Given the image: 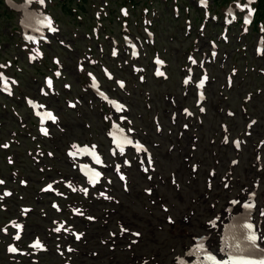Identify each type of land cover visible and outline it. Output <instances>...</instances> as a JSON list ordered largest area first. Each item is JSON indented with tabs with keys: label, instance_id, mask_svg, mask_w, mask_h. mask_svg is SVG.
<instances>
[{
	"label": "rangeland",
	"instance_id": "1",
	"mask_svg": "<svg viewBox=\"0 0 264 264\" xmlns=\"http://www.w3.org/2000/svg\"><path fill=\"white\" fill-rule=\"evenodd\" d=\"M22 1L24 0H16L15 2L17 6H20ZM79 1L72 0L67 5H70V3L75 4V2L78 3ZM119 1L121 0H84L80 6L82 11L73 12L74 8L72 7H68L69 11H67V6L63 5L62 0H45L44 10L48 11L47 13L52 18H55L56 23L60 27V32L54 33L50 36V42L41 46L44 54L43 58L39 62L35 60L34 63H30L28 61L29 51L24 50L23 44L20 41V32L22 31V28L19 26V22L22 19L21 6L18 8L11 7L4 0H0V62H5L6 59L13 61L8 71L18 77L19 83L15 87L13 97H5L2 96L4 94H0V134L2 136L8 135V129L17 132V140L11 142L9 150L3 151L4 154L8 153L12 155L14 165H8L5 157H1L0 152V173L6 177L11 174L12 169L19 170L21 174L24 170L26 174H22V177L26 179L28 184L25 187L18 186L21 188L20 193L26 198L27 202L34 206V211L27 217V221L31 224L27 229V234L38 233L43 237H48L47 234L42 232L44 230L42 226L47 224L49 218L55 216L56 213L48 209V212L38 211L40 207H47L48 199L43 195L42 197H34L35 194L38 195L37 190L42 181L35 180L36 172L31 171L34 167L30 162V154L35 153V148L38 145L42 147V151L47 146L55 156L51 159L55 164L54 172L51 175L54 176V174L61 173L67 174L70 177L74 176L75 171L71 168V164L66 162L63 153L69 141L73 139L80 141L95 140L104 151L106 150L107 142L104 138L105 121L102 117L105 109L101 107L100 101L95 99L89 90H85L87 83L85 71H78L75 63L76 61H80L84 64V58L86 60L90 57L93 60L97 59L99 64L104 63L109 66L116 77L126 78L127 91L116 92L115 90L114 94L122 96L128 102L134 126L148 139L153 151H156V167L157 172L161 175V179L158 181L159 187L157 191L154 195L147 197V199L143 194L144 192L142 193L138 186L132 185L131 189L129 187V191L126 192L116 185V188L112 191L115 194V201H86L90 212L97 217V221L89 222L84 219V221L81 220L78 223V227L81 230L84 228L85 231L84 238L80 241L79 247H81L84 240V247H89L84 250L90 251L92 249L90 247H93V249L98 251V256H96V259H92L89 255H85L87 259L84 257V264H176V257L185 254L186 248L192 245L194 241L193 236L195 235L207 234L211 248L218 250L220 248V233L218 231L222 229L223 224L230 217V213L227 212L228 218H226L224 209L227 204L225 198L228 192L220 186L217 180L213 181L211 189L206 188L204 184L206 170L213 162V154L209 150L212 147L217 148V145L211 144L209 140L211 137L218 139L219 122L225 119L223 114H216L215 111L216 104L221 103L223 105L222 102L225 99L224 94L220 95L219 84L209 83V89H212L213 92L209 95V99L206 102V113L201 115V122H198L196 118L194 121L188 120L189 129L183 130L184 136L180 139V143L175 141L174 136L166 134L168 129H172L173 135L176 136L180 129L178 122L173 125L172 121L169 120V112L172 109H176L180 115L179 102H182L181 106H192L193 102V97L190 95L186 99L180 97L179 65L182 59L180 60L179 53L185 51L194 42V37L199 36L200 42H205L204 37L209 36L218 41L220 46L219 54L221 57L227 54L229 63H233L232 56H234V58L240 59L238 63L243 64L244 67L248 65L250 68L253 65L256 68L258 63L252 61L254 56L252 55L251 47L256 40L258 31L254 29L251 38L247 40L246 37L237 34V28L231 26L227 33L229 41L226 43L218 39L222 28L221 19L219 18L216 21L214 19L205 21L206 25L203 33L201 31L198 33L192 23V36H187V38L184 37L187 35V32L183 29L185 22L187 20H191V22L204 21V14L200 13L198 8L196 9V5L192 3L193 0H122L129 11V16L125 18L129 30L136 35L142 36V23L146 19L145 23L152 24L151 29L155 35L156 43L148 47L150 54H146V56L142 54L139 58V63L146 67V70L142 72L145 75L146 81L140 83L130 69L131 60L128 56H125L126 54L121 53L117 59H110L111 57L108 58L107 56L112 45V40L109 36L116 37L120 42L119 38L122 33L121 19L119 13L115 10L117 9L116 5L120 4ZM30 2L32 8L43 7L40 0H30ZM174 4H177L179 7V15L177 17L173 11ZM224 4L221 3L216 10L212 9L211 11H215L217 15H220L223 11L221 6ZM101 6L105 8L101 9ZM109 10L110 13L107 14ZM97 12L99 17L96 15ZM198 16L200 20L196 19ZM93 25L98 26L99 33L102 32L103 38L95 39L94 41L91 39L88 41L84 40V36L87 37L88 33L92 34L90 30H92ZM240 40L244 46L239 44ZM236 46L245 47L247 54L236 53ZM119 47L120 50L124 51L122 46L119 45ZM90 49H93V51H89ZM153 50L164 52L168 59L170 65L168 68L169 76L171 73L169 79L163 80L152 77L149 57ZM88 54H90V57ZM53 55L59 57L60 63L63 66V73L55 82L53 95L44 96L39 93V86L43 84V75L51 73L52 68L55 67L51 63ZM227 66L231 68L232 64L227 65V60L217 59L215 65L209 66L211 76L218 72H221L223 76V68H227ZM95 69L99 73L98 66ZM254 72L256 73L244 76L242 82L246 84H244L243 89L228 93L229 98L226 99L225 104L230 103L238 111V98L242 95V90H252L254 87H262L264 89L263 78L256 79L258 71L254 69ZM243 75V71H238L234 76L233 84L237 83L238 76ZM65 82L70 83V89L63 87ZM241 84L239 81L237 86ZM106 85L112 91L115 87V82H106ZM225 91L223 89V93L227 94ZM24 95L38 97L48 107L53 108L62 121V129L64 131L52 127L53 137L48 139L39 138L36 133L35 122L23 103ZM170 95H173L176 99V106H172L165 99V97ZM75 98L79 99L77 106L75 108L67 107L66 100H74ZM218 98L222 100L219 101ZM248 107L250 112H254L260 118L258 123L264 122V90L260 97H258V94H254L252 100L248 103ZM14 110L17 112V115H15ZM154 114H158L160 124L165 130L163 136L156 134L152 121ZM179 119H181L180 121L183 120L181 116H179ZM25 122L27 123L26 125H24ZM236 123L238 124H231L235 132L242 127V121L239 116ZM88 124L91 125L92 131L86 127ZM193 133L196 134L198 139L197 149L194 151V160L199 164L196 177H192L191 173L186 176L187 167L184 166V161L182 160V157L189 150L188 136H193ZM171 142L175 145L173 150L169 149ZM36 143H38L37 146ZM154 143H158V146H154ZM219 148L221 153L220 166L224 168L227 157L232 156L233 153L228 147ZM45 157L46 155L36 165V168L42 167L45 169V166L49 165V158ZM251 159L250 148L246 149L240 156L241 163L236 173L242 179H245L246 176L250 178L254 176L255 172H252L254 168L250 166ZM223 168L220 169L223 170ZM246 168L250 172H247ZM128 171L131 176L134 175L137 178L140 185L146 184L143 179L137 176L135 168H129ZM170 171L176 173V181L179 184L178 191H175V187L173 189L167 181V175ZM261 172L264 173V168ZM51 175L47 179L52 177ZM243 182H247V180L234 181L231 184L234 185L232 189L233 197H236ZM260 190H264V180ZM41 199L42 201H39ZM150 199L167 204L169 211L165 212L161 210L159 204H152ZM10 201L13 202V200ZM259 204L264 206L262 200L259 201ZM211 206H214L215 210H212ZM236 206L237 204L234 207ZM106 207L109 209L108 217L105 215ZM188 208L194 210V212L191 213ZM3 212L0 211V223L2 222ZM44 213L48 215L43 216ZM215 213H220V219L216 224L217 226H215L218 228L216 232L212 231L213 227L206 225L207 222L205 223ZM168 215L172 216L174 222L167 220ZM256 215L257 217H264L260 215L259 210L256 211ZM180 218L182 219L181 221ZM261 221L263 222V220ZM119 222L129 230H141L142 236L138 237L136 243L130 244L127 239L130 233H127L121 239L122 242L126 239L125 246L127 250L118 249L119 243H116V249L110 250L109 244H102L100 239L104 238L107 240L106 230L113 229L116 231ZM110 242L112 243V240ZM122 245L121 243V247ZM52 256V253L47 255L48 258H52ZM125 256L127 257L124 258ZM19 260L15 257L13 260L10 259V256L4 253L3 245L0 243V264L31 263V259L27 257H19Z\"/></svg>",
	"mask_w": 264,
	"mask_h": 264
},
{
	"label": "flooded vegetation",
	"instance_id": "2",
	"mask_svg": "<svg viewBox=\"0 0 264 264\" xmlns=\"http://www.w3.org/2000/svg\"><path fill=\"white\" fill-rule=\"evenodd\" d=\"M260 77L263 78V80H264V75H260ZM179 85H180V90H182L183 85L181 83V77H179ZM243 88H244V85H241L237 90H241ZM263 90L264 89L262 87H259V91L255 92V90H254L253 94L256 93V94H258V97H260L262 95ZM247 92H250V90H248V89L242 90V95H240L238 98V102H239L238 111L235 108H233L230 105V103L227 104V107L231 108L234 112V114L232 115V117L230 119L231 124H238V123L234 122V121H238V116L241 118V121H242L241 130L245 127L246 121L253 120V122H254L251 126L250 134L248 136H246L247 145L245 146L244 150L240 151V152H236L235 154L234 153L232 154V156H235L238 159H240L241 154L246 149H249V148H250V153L253 152L254 156H256L257 154L262 156V157L264 156V153H263V149H264V122L258 123V121H260V118L258 116H256L254 112H249L248 109H244L241 105L244 102V95ZM235 101H236V99H235ZM240 132H241L240 129L237 132H235L234 128L232 126H230V130L228 131V134H229V136H235L236 135V136L240 137L243 135ZM259 142H261V145H258ZM231 150H233L232 146H231ZM220 154L216 155V162H217L218 166H220V163H221ZM232 156L227 157V162H226V165L224 167L225 170H229V169L233 168L231 165V162H230V159ZM240 163L241 162H239L236 165V169L238 168Z\"/></svg>",
	"mask_w": 264,
	"mask_h": 264
},
{
	"label": "bare ground",
	"instance_id": "3",
	"mask_svg": "<svg viewBox=\"0 0 264 264\" xmlns=\"http://www.w3.org/2000/svg\"><path fill=\"white\" fill-rule=\"evenodd\" d=\"M174 14L177 17L176 13H174ZM30 16L31 15L28 13V11H25V17H26V19L29 22L31 21ZM192 23L194 24V28L197 29L196 31H198L199 26L197 25V21H193ZM183 29H184L185 32H187V35L184 36V37L192 36V24L191 25H185ZM107 56H108V58L111 57L110 53H108ZM179 56H180L179 57L180 59L188 61L187 58H186V52L185 51H181V53H179ZM85 61L88 62L89 64L91 63V61H89V60H85ZM75 63H76V67H77L79 62L76 61ZM215 63L216 62L212 58V61L209 64V66L210 65H215ZM167 77H168V75H167ZM239 79H240V77L238 76V80ZM220 80H221V73L220 72L214 74L213 76L210 75V81H211L210 83L219 84V87H221L222 89H225L227 93H230V92L234 91V88H235V86L237 84V83L235 85L233 84L234 80H233V82L230 85L222 83V82H220ZM212 92H213L212 89H209L206 92V95L209 96ZM219 110H220V104H216L215 111H219ZM153 123H154V128H155L156 134L160 135V130L158 129L157 121H153ZM66 162L69 163L68 160ZM65 175L67 176V174H65ZM65 193L67 194V192H65ZM246 215L247 214H245V213H241L238 216H235L230 221L229 225H226L225 233L222 235V238H221V241H220V244H225V246L223 245V249L230 251V249H229L230 246H228L229 245L228 236H230L233 233L237 234L238 236H240L242 234L244 228L242 227L241 222L245 219ZM238 221H240V223H238ZM232 225H237V226H232ZM239 248L242 251V250L246 249V246L242 244L241 246L239 245ZM247 252H249V251L246 250V251L243 252V254L247 253ZM231 264H233V263H231Z\"/></svg>",
	"mask_w": 264,
	"mask_h": 264
},
{
	"label": "snow or ice",
	"instance_id": "4",
	"mask_svg": "<svg viewBox=\"0 0 264 264\" xmlns=\"http://www.w3.org/2000/svg\"><path fill=\"white\" fill-rule=\"evenodd\" d=\"M249 2H251V0H249ZM248 14H249V16L251 15V9H249V13ZM246 22H247V19H246ZM52 31H55V29H52ZM57 75H59V73H57ZM0 82H2V86L4 88L7 87L8 81L2 76V74H0ZM185 82L187 83V81H185ZM12 83H15V81H13ZM47 83H48L49 87L52 86V81L51 80H48ZM201 86H202V82H201ZM9 94H11V93L9 92ZM46 118L55 121V117L51 113H46ZM42 131H44L45 135L47 134V132L45 130L42 129ZM129 131H131V130H129ZM114 142L117 143L121 154H123V152H124V145L132 144V141L130 139H128L127 137H123V136L120 137L119 140H114ZM5 147H6V145H5ZM73 147L77 149L78 153H87L88 152L87 148L80 149L76 145H73ZM136 147H137V151H139V150H141L142 146L137 145ZM76 154L77 153H70V155H76ZM91 154L92 155L95 154V146H93V148L91 150ZM95 160H96V163H100V160H99L98 157H95ZM99 176H100V174L98 172H91L89 174V182L92 183L93 185H95L98 182V180H99ZM121 179H123V177H121ZM0 183H2V181H0ZM248 207H250V205H248ZM16 227L19 228L21 226L20 225H16ZM61 227H63V226H61ZM60 230H61L60 227H57L55 229L56 232H59ZM19 238H20L19 235H17L16 239H19ZM77 239H79V236H77ZM249 239L254 241L256 239V237H255V235H251V236H249ZM32 246L36 247V248H42L43 247L42 244L39 241H36L35 244L32 245ZM200 250H201L200 248L196 249V251H200ZM9 251L15 252L16 249L15 248H10ZM208 259H212V257H208Z\"/></svg>",
	"mask_w": 264,
	"mask_h": 264
},
{
	"label": "trees",
	"instance_id": "5",
	"mask_svg": "<svg viewBox=\"0 0 264 264\" xmlns=\"http://www.w3.org/2000/svg\"><path fill=\"white\" fill-rule=\"evenodd\" d=\"M66 1H63V3H65Z\"/></svg>",
	"mask_w": 264,
	"mask_h": 264
}]
</instances>
